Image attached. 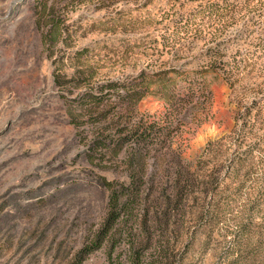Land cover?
Here are the masks:
<instances>
[{"label":"rangeland","instance_id":"1","mask_svg":"<svg viewBox=\"0 0 264 264\" xmlns=\"http://www.w3.org/2000/svg\"><path fill=\"white\" fill-rule=\"evenodd\" d=\"M211 55L236 82L213 86L186 157L214 188L172 210V259L142 248V264H264V0H0V264H133L127 234L80 261L106 214L102 179L127 180L87 159L83 93Z\"/></svg>","mask_w":264,"mask_h":264},{"label":"trees","instance_id":"2","mask_svg":"<svg viewBox=\"0 0 264 264\" xmlns=\"http://www.w3.org/2000/svg\"><path fill=\"white\" fill-rule=\"evenodd\" d=\"M205 61L193 68H144L123 81L83 93L87 159L123 167L127 180L102 179L109 192L106 214L80 261L106 240L115 242L124 234L129 237L128 249L134 251L133 264H142V248L161 261L172 259V210L195 195L205 201L214 188L215 178L205 170V161L186 157L189 135L211 119L213 86L236 82L235 66H228L218 55ZM147 98L161 102L162 110L142 111L141 103ZM72 123L81 127L76 119ZM124 217L132 222L126 230H122ZM108 259L116 264L119 257L109 252Z\"/></svg>","mask_w":264,"mask_h":264}]
</instances>
